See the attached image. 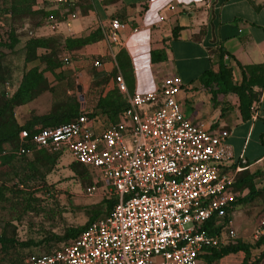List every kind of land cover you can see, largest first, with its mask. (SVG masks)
Masks as SVG:
<instances>
[{
	"label": "built area",
	"instance_id": "1",
	"mask_svg": "<svg viewBox=\"0 0 264 264\" xmlns=\"http://www.w3.org/2000/svg\"><path fill=\"white\" fill-rule=\"evenodd\" d=\"M52 4L64 11L63 24L76 18L65 13L75 0ZM48 20L55 21L51 15ZM126 30L125 22L112 18L101 32L107 45L117 46ZM92 66L100 69L102 63L94 60ZM112 83L126 97L115 123L98 129L80 114L66 124L18 131L15 156L67 151L96 176L85 195L103 189L115 199L105 217L71 242L50 253L30 254L24 264H203L210 249L235 239L230 215L241 197L234 184L244 170L242 157L234 165L227 133L205 130L185 116L177 79L144 94H127L119 76ZM224 219L218 233L204 230L210 220L219 227Z\"/></svg>",
	"mask_w": 264,
	"mask_h": 264
},
{
	"label": "crops",
	"instance_id": "2",
	"mask_svg": "<svg viewBox=\"0 0 264 264\" xmlns=\"http://www.w3.org/2000/svg\"><path fill=\"white\" fill-rule=\"evenodd\" d=\"M75 5L76 18L62 23L63 40L102 31L112 18L127 24L117 46L107 45L100 31V38L67 50L78 77L86 78L87 58L99 57V75L119 76L127 94L151 92L165 80L177 79V100L185 116L205 130L226 132L234 165L241 156L243 171L259 175L255 184L263 187L264 0H75ZM219 62L230 69L233 83L251 84L254 116L251 112L242 119L234 94H219L212 101L201 87L200 76L216 72ZM41 75L48 83L47 75L56 73ZM112 79L109 90L114 88ZM84 103V108L90 106Z\"/></svg>",
	"mask_w": 264,
	"mask_h": 264
},
{
	"label": "rangeland",
	"instance_id": "3",
	"mask_svg": "<svg viewBox=\"0 0 264 264\" xmlns=\"http://www.w3.org/2000/svg\"><path fill=\"white\" fill-rule=\"evenodd\" d=\"M14 6L18 7L17 12L13 11ZM28 6L26 12L24 9ZM67 12L76 14V5ZM62 14L64 11L54 7L52 0H30L29 4L23 0H0V95L6 99L13 96L22 86L23 76L33 67L57 75H47L48 83H38L41 85L32 90L34 97L13 109L18 124L47 113L53 102L60 104L68 99L78 103L79 114H89L97 98L113 90L108 89L107 82L115 75H99L92 66L94 57L86 59V78L78 77L73 71L72 54L61 45ZM49 15L54 22L47 19ZM46 38H56L59 44L49 55L36 50L34 56L46 57L47 64L39 59L26 61L30 52L28 41ZM96 59L102 62L99 57ZM64 60L68 65L63 64ZM84 102L90 106L84 108ZM93 118L98 129L108 124L99 114ZM14 145L15 142L3 144L0 154V237L8 240L5 248L0 247V264L14 260L16 264H23L30 254L49 253L68 244L73 240L69 237L70 231L83 227L97 211L98 217L103 216L104 202L109 198L103 189L89 197L85 195V189L96 182V176L87 172L89 180L85 181L74 175L70 169L73 160L67 151H38L17 158L12 153ZM2 156L13 158L2 163ZM255 187L259 189L261 184L256 183ZM230 218L234 240L251 246L248 262L264 264V255H261L264 244L256 246L264 237V196L238 204ZM242 259L243 254H232L214 264H242Z\"/></svg>",
	"mask_w": 264,
	"mask_h": 264
},
{
	"label": "trees",
	"instance_id": "4",
	"mask_svg": "<svg viewBox=\"0 0 264 264\" xmlns=\"http://www.w3.org/2000/svg\"><path fill=\"white\" fill-rule=\"evenodd\" d=\"M29 4L30 0H23ZM32 1V0H31ZM61 8V7H59ZM74 8L68 7L67 11ZM13 11L17 12L18 7L14 6L12 7ZM28 8H25L26 12H28ZM66 13H69L67 12ZM71 13V12H70ZM49 16H47L48 19ZM101 31V30H100ZM100 31L95 30L89 36L79 39H65L63 42L61 41L62 49L63 50H76L85 45L86 43H89L90 41H94L97 38H100ZM56 38H46V39H32L28 41L27 46L30 49L29 54L26 56V61H32V60H40L42 63H46L48 61L46 57L44 56H34L36 50L41 49L46 54L49 55L50 53H54V48L58 47L59 44L57 43ZM48 53V54H47ZM152 61L154 59V55L151 56ZM118 59H122L121 54L118 56ZM221 59V57H220ZM56 67V66H55ZM44 70H38L37 67H33L30 70L26 72V74L23 76V83L22 86L17 90L16 93L13 94L9 99H6L0 95V154L2 153V146L3 144L7 143H14V149L17 147V134L18 131L24 129L28 132H32L33 127L35 126H41V128H47V127H55L58 125L66 124L72 120H74L79 114V105L74 100H64L58 104V102L54 103L52 105V109L46 114L41 116H34L30 119L25 120L22 124H18L15 121V118L13 116V109L23 103H25L28 99L33 98L34 94L32 90L40 82H43V85H46L44 82V79L42 78L41 72ZM199 83L201 87L208 92L210 95V99L213 101L215 99L216 95H227V94H234L237 97L238 100V111L242 117V119L248 118V113H251V105L253 101H255V94L251 92V84L248 82H240L238 84L232 82V76L231 71L228 67H225L223 63L219 62L217 64V70L216 72H211L210 70L205 71L199 78ZM126 107V98L117 92L115 88L109 93H107L103 97H98L97 100L94 103V106L92 107L91 113L85 114L88 120H92L95 123V120L93 118L94 115L99 114L106 118L108 121V124H113L117 121L118 115L122 113V111ZM63 120V121H62ZM107 124V125H108ZM96 128H99L98 124H95ZM102 126H100L101 128ZM104 128V127H103ZM38 152V151H35ZM39 153H45L42 151H39ZM13 155V154H12ZM14 157L20 158L24 156H15ZM57 157L56 155H52ZM13 158L12 156H5L1 157L2 163L7 161V158ZM54 158V157H53ZM36 161L39 160L37 157L35 158ZM53 161V159H51ZM71 172H73L74 175H77L81 177L82 179H85V181L89 180V175L87 172L89 170L78 163L72 162L70 165ZM259 175L253 173L250 174L248 172H240L236 179L234 184L235 191L241 193L242 190H245V194L241 195V197L237 198V200L234 202V207L241 203H247L252 201L255 197H261L264 196V185L261 188L255 187V179ZM107 200L105 203V210L102 217H105L111 210L115 199L114 198H106ZM100 213L97 211L94 215L91 216V218L87 221L83 227L78 229L77 231H70L69 237L75 239L81 231L85 229V227L90 224L91 222L102 218L98 217ZM98 217V218H97ZM229 217V214H228ZM226 219L222 221V223L219 225V227L215 224L214 220H210L209 223H206L204 227V230H206L209 233H218L221 228L225 226ZM68 236V235H67ZM6 239L3 237H0V247L6 246ZM264 244V237H261L257 243L256 246L259 247ZM251 246L245 243H242L238 240H232L229 241L226 245L210 249L209 252L203 257L202 261L203 264H214L215 262L219 261L220 259L237 253L243 254L242 264H251L248 262L249 252H250ZM50 253V252H49ZM261 255H264V251L261 252ZM27 257V256H26ZM20 262V261H19ZM18 262V263H19ZM9 264H16L15 260L14 262H10ZM24 264V262H23Z\"/></svg>",
	"mask_w": 264,
	"mask_h": 264
},
{
	"label": "water",
	"instance_id": "5",
	"mask_svg": "<svg viewBox=\"0 0 264 264\" xmlns=\"http://www.w3.org/2000/svg\"><path fill=\"white\" fill-rule=\"evenodd\" d=\"M77 91H79V88H77Z\"/></svg>",
	"mask_w": 264,
	"mask_h": 264
}]
</instances>
